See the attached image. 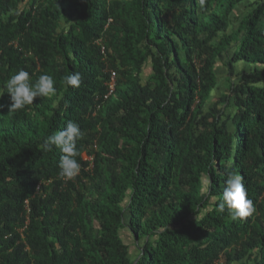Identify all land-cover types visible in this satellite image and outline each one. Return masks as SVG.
I'll list each match as a JSON object with an SVG mask.
<instances>
[{"label":"trees","instance_id":"1","mask_svg":"<svg viewBox=\"0 0 264 264\" xmlns=\"http://www.w3.org/2000/svg\"><path fill=\"white\" fill-rule=\"evenodd\" d=\"M21 69L56 92L0 96V264H264V0H0V89ZM68 121L71 180L40 148Z\"/></svg>","mask_w":264,"mask_h":264},{"label":"clouds","instance_id":"2","mask_svg":"<svg viewBox=\"0 0 264 264\" xmlns=\"http://www.w3.org/2000/svg\"><path fill=\"white\" fill-rule=\"evenodd\" d=\"M205 0H200L203 8ZM54 79L51 75L42 74L33 83L27 71L21 69L5 82L3 89H0V96L6 91L10 96L9 111L21 110L27 105H32L36 97H50L55 94ZM65 86L78 88L82 83L79 72L70 73L63 78ZM83 132L80 126L74 121H68L66 126L51 135L43 138L40 148L43 151H52L53 147L60 149L62 155L59 158V175L66 179L75 178L81 169L76 157L79 155L76 142L81 139ZM207 183L210 185L211 181ZM219 211H229L232 220L244 218L254 211L253 202L248 198L243 177L236 171H227L225 187L222 193V200L217 205Z\"/></svg>","mask_w":264,"mask_h":264},{"label":"built area","instance_id":"3","mask_svg":"<svg viewBox=\"0 0 264 264\" xmlns=\"http://www.w3.org/2000/svg\"><path fill=\"white\" fill-rule=\"evenodd\" d=\"M115 78H116V73L114 71H112L111 72V81L109 82V88H110L109 94H111L115 88Z\"/></svg>","mask_w":264,"mask_h":264},{"label":"rangeland","instance_id":"4","mask_svg":"<svg viewBox=\"0 0 264 264\" xmlns=\"http://www.w3.org/2000/svg\"><path fill=\"white\" fill-rule=\"evenodd\" d=\"M84 157H85V159H87V156L86 155Z\"/></svg>","mask_w":264,"mask_h":264}]
</instances>
